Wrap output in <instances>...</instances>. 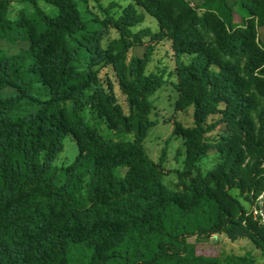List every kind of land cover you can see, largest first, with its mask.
<instances>
[{
    "label": "trees",
    "instance_id": "trees-1",
    "mask_svg": "<svg viewBox=\"0 0 264 264\" xmlns=\"http://www.w3.org/2000/svg\"><path fill=\"white\" fill-rule=\"evenodd\" d=\"M29 1L42 30L23 12L11 19L12 0H0V40L28 43L18 53L0 47V264H224L198 255L187 240L220 232L247 235L264 257V223L243 203L264 190V49L255 41L264 0H241L253 16L247 22L228 0H136L156 18V32H132L143 15L125 8L112 19L121 50L110 56L124 105L111 81L106 85L93 69L76 64L81 49L67 37L85 29L78 1L46 0L57 7L55 16ZM146 35L171 40L180 106L193 107L194 126L182 133L189 179L184 191L163 184L161 164L142 144L153 125L150 96L164 83L147 72L152 48L127 59L128 38ZM82 44L95 60L99 46ZM36 86L48 88L49 97L36 98ZM6 87L15 92L5 95ZM90 87L88 99L99 117L114 131L133 133V140L106 138L85 121L80 107ZM32 101L39 106L22 113ZM69 134L78 155L57 166ZM211 149L223 161L204 172L198 162ZM118 167L126 168L123 175L116 174ZM225 264L256 263L250 254H231Z\"/></svg>",
    "mask_w": 264,
    "mask_h": 264
},
{
    "label": "rangeland",
    "instance_id": "rangeland-1",
    "mask_svg": "<svg viewBox=\"0 0 264 264\" xmlns=\"http://www.w3.org/2000/svg\"><path fill=\"white\" fill-rule=\"evenodd\" d=\"M78 10L81 18L85 21V29L76 34L67 37L71 46H78L81 49L80 58L76 64L80 69L89 71L93 69L100 78V81L107 85L111 81L113 90L118 97V101L124 105V96L122 95L114 77V70L110 56L116 55L121 49L115 48V40L121 37L119 30L116 28L112 19H118L124 14V9L132 5L138 13L143 15V20L136 25L131 26L132 32H139L141 29L149 27L151 31H158V22L155 17L149 14L136 0H77ZM195 5L202 0H189ZM39 8L50 16L58 13L57 7L46 1L37 0ZM236 14L242 16L245 21L253 18L247 11L241 0H228ZM202 9L198 12L201 14ZM33 20L38 30L43 29V23L38 17L35 6L29 0H12L9 8L8 16L11 19H18L19 13ZM236 16L237 24L240 16ZM256 34L255 41L261 49H264V20L255 21ZM85 36V37H84ZM82 43H94L101 49L100 54L93 60V54L88 51V47ZM127 59L130 62L134 56L143 57L147 51L152 48L149 53V61L147 62V72H153L161 75L164 79L162 86L156 90L150 100L153 108L150 119L153 125L148 129L146 137L142 144L144 150L149 157L160 163L164 174L162 177L163 184L174 191H184L187 189L189 179L186 177V140L182 135L183 131L190 130L194 126L193 107L191 105L182 108L180 106V91L178 90V77L176 74V58L172 49V42L169 38H165L156 42L151 35L142 36L139 39L134 37L128 38ZM89 45V44H88ZM28 43L25 41L18 44H8L4 40H0V47L8 53H18L21 49L26 48ZM186 62L191 60V56L184 57ZM93 87L86 89L83 93V100L80 107V114L86 122L95 126L100 134L106 138H113L120 141L133 140V133L125 131H114L108 128L106 122L99 117L97 111L92 106L88 95L92 92ZM4 94L8 95L15 92L12 87H6ZM34 95L38 99H47L49 90L44 86H36ZM37 101L29 102L24 106L22 113L32 111L37 108ZM70 108L72 104L69 103ZM211 116L209 119H212ZM222 129V128H221ZM220 129V130H221ZM220 130L211 132V135L218 133ZM64 147L54 160L57 166H68L76 159L79 149L73 135L69 134L63 139ZM223 161V156L215 149H211L198 162L201 169L206 172L210 169L218 167ZM264 166V161L262 163ZM126 171L125 167H118L115 172L123 175ZM180 176H182L183 181ZM237 193L236 190H232ZM264 190L257 199L253 201H244L247 214L252 215L254 220L261 225L264 223L261 208L263 205ZM264 235V231H262ZM188 242L194 244L198 255L217 257L225 264L226 257L231 254L243 255L250 254L256 264H264L262 249L247 235L241 234L235 237L229 236L227 233H213L209 236H190Z\"/></svg>",
    "mask_w": 264,
    "mask_h": 264
},
{
    "label": "water",
    "instance_id": "water-1",
    "mask_svg": "<svg viewBox=\"0 0 264 264\" xmlns=\"http://www.w3.org/2000/svg\"><path fill=\"white\" fill-rule=\"evenodd\" d=\"M261 214H262V217H263V220H264V197H263V205H262V208H261Z\"/></svg>",
    "mask_w": 264,
    "mask_h": 264
}]
</instances>
